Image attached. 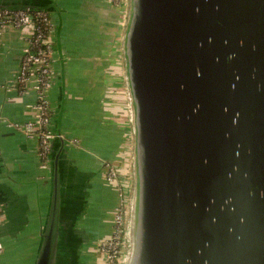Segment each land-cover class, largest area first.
Listing matches in <instances>:
<instances>
[{
  "label": "water",
  "instance_id": "water-1",
  "mask_svg": "<svg viewBox=\"0 0 264 264\" xmlns=\"http://www.w3.org/2000/svg\"><path fill=\"white\" fill-rule=\"evenodd\" d=\"M12 3L45 8H0ZM128 9L126 264H264V0H129ZM60 138L35 264L63 254Z\"/></svg>",
  "mask_w": 264,
  "mask_h": 264
},
{
  "label": "crops",
  "instance_id": "crops-1",
  "mask_svg": "<svg viewBox=\"0 0 264 264\" xmlns=\"http://www.w3.org/2000/svg\"><path fill=\"white\" fill-rule=\"evenodd\" d=\"M17 1L49 5L52 15L58 10L63 16L59 17L60 23L52 22L54 31L50 35L55 55L52 87L47 98H50L52 130L57 137L47 165L40 156L38 137L30 138L6 125V121L23 122L33 117L37 93L34 81L24 87L15 82L27 32L16 27L0 31V116L3 119L0 122V204L4 210L0 237L6 239L9 252L13 249V256L6 258V264H35L50 207L54 159L62 149L61 136L65 141L60 154L63 194L64 188L71 194L65 193L63 202L77 203L75 196L81 192L86 193L81 199L84 204V198L93 195V178L100 170V191L91 202L90 214L95 213L97 206L99 232L110 233L115 208L121 201L122 183L106 180L103 165L106 161L114 163L122 172L121 177L129 187L126 197L131 199V179L125 178L133 163L132 147L129 151L133 136L127 131L131 122L130 96L123 53L127 11L124 7L122 11L118 0ZM120 2L126 5V0ZM125 117L127 123L121 125L120 120ZM78 162H82V169ZM88 214L87 220L96 218ZM5 247L4 244L2 253ZM90 248L91 245H86L83 251ZM88 259L90 264H103V257L100 263L93 256L92 263Z\"/></svg>",
  "mask_w": 264,
  "mask_h": 264
},
{
  "label": "built area",
  "instance_id": "built-area-1",
  "mask_svg": "<svg viewBox=\"0 0 264 264\" xmlns=\"http://www.w3.org/2000/svg\"><path fill=\"white\" fill-rule=\"evenodd\" d=\"M7 27L24 29L26 42L22 49V63L16 77V84L24 87L34 81L37 102L33 107V117L23 122L6 121L11 128L21 130L30 138H39L40 156L44 165L50 162L53 141L57 137L51 127L50 101L47 92L52 87V65L54 58L53 43L50 35L54 31L51 16L47 10L25 8H0V31ZM3 121L0 116V122ZM105 177L109 183L120 180L118 167L108 161L104 166ZM120 203L116 206L113 218L112 235L103 240V264L127 263L130 250V219L128 218L129 204L124 185L119 186ZM0 216V221L3 219ZM4 244L0 240V255ZM125 251V254H123Z\"/></svg>",
  "mask_w": 264,
  "mask_h": 264
},
{
  "label": "rangeland",
  "instance_id": "rangeland-1",
  "mask_svg": "<svg viewBox=\"0 0 264 264\" xmlns=\"http://www.w3.org/2000/svg\"><path fill=\"white\" fill-rule=\"evenodd\" d=\"M118 2L120 3L119 5H120V8L122 9V11L124 10L123 7L126 9V11H127V14L126 15L128 16L129 0H126V5H123L122 2H120V0H118ZM116 7L118 8V6H116ZM49 13L51 14L50 16H51V21L52 22L54 21V22L60 23L59 17L61 15V13H59L58 10L53 11V15H52V12H49ZM127 16H126V20H127ZM61 17L63 18L62 15H61ZM62 20L64 21L65 18L62 19ZM124 63H125V61H124ZM56 68H57V66H56ZM129 106H130L129 107V110L131 111V105H129ZM130 121H131V119H130ZM130 121H128V122H130ZM120 123H121V125L122 124L125 125L127 123L126 122V117H125V120H120ZM131 123L132 122H130V124H129L130 126H128L127 131H128V133H130V135L132 134V136H133V126H132ZM53 126H54V124L52 123L51 124V127H53ZM132 146H133V144H132V141H131V144L129 146V151L130 152H131V147ZM73 151H74L73 156L77 158L78 155L76 154V151L75 150H73ZM132 159H133V156H132ZM106 162H108V161H106ZM106 162L103 163L104 166H105V163ZM78 165H79V167L81 169L83 168L82 162H78ZM120 173H122V172H120ZM127 173H128V175L125 178L127 179V181H128V178L131 179V184H132L131 188L133 189L134 188V183H133V163H132L131 171H129V172L127 171ZM101 180H102V174H101V171L99 170L95 174V177L93 178V184L95 183L94 186H93V188H92L93 195L91 196V194H88V197L86 199L84 198L85 201H82V202H84V208L82 207V204L80 205V201H81V199L83 200V197H84V195L86 193L83 194V193L80 192V193H77L76 196H75L76 197V201L75 202H77V205L78 206L72 212L77 211V213L80 212V214H81L80 215L79 222L77 224L78 228L76 229V231H78L79 232V235L81 236L80 243L84 242L83 245H82V255H83V258H84L83 264H90L89 263L90 261H88L89 260L88 258L91 259L92 256L95 258V260L97 259V261L100 263L101 262V257H103V253H102L103 250H102V244L101 243H103L102 242L103 240L108 239L112 235V229H113V225H114L113 224V221H111V223H110V228H111L110 233H108L107 235L106 234L103 235V234H101L99 232V230H100L101 227L99 226V222H100L99 213L100 212H99V210H97L98 207L95 206V209H94V211L96 210L95 213H91L90 214V210H92L91 209V202L93 200H95V198L97 197L98 192L100 191L98 182H100ZM120 181H121L122 185L125 184L124 190L126 191V193H128L129 187H127L126 180L123 177H120ZM128 183L130 184V180H129ZM89 192H90V190H89ZM65 193L68 194V195H71V194H69L70 191H69L68 188L67 189L64 188V194ZM64 194H63V196H65ZM119 198H120V196H119ZM65 200H67V199H65ZM130 200H131L130 198L127 200V204L130 203ZM96 201H98V200H96ZM73 203H74V201H70V200H67V201H64L63 202V204L69 205L68 207H70ZM88 212H89V214H88L89 217H91L90 215L93 214L92 218H94V216L96 218H94V220L92 219L90 221L87 220L86 215H87ZM2 215H4V210H3L2 205L0 204V216H2ZM128 216H129L128 218L130 219V217H131V204H129ZM0 225H1V223H0ZM104 236H105V238H102ZM0 239H1V237H0ZM1 240L6 245V247H5L6 251H5V253H2L0 255V264H6L5 263L6 258L10 259L13 256V249H12L11 252H9L10 250L7 247L8 244L6 243V239L5 238H2ZM86 245H88L89 247L91 245L92 248H90L91 249L90 251L89 250L83 251V249H85ZM123 254H125V251H124ZM91 263H92V259H91Z\"/></svg>",
  "mask_w": 264,
  "mask_h": 264
},
{
  "label": "flooded vegetation",
  "instance_id": "flooded-vegetation-1",
  "mask_svg": "<svg viewBox=\"0 0 264 264\" xmlns=\"http://www.w3.org/2000/svg\"><path fill=\"white\" fill-rule=\"evenodd\" d=\"M68 206L69 205L67 204L64 206L67 217L66 215L65 218L63 217L62 225L64 227V234L63 240L59 246L60 253L63 254L57 256L55 264H83L82 245L84 242L80 243L81 236L79 235V232L76 231L80 219V212H72L77 208V203H73L70 207ZM69 210L70 215L68 217Z\"/></svg>",
  "mask_w": 264,
  "mask_h": 264
},
{
  "label": "trees",
  "instance_id": "trees-1",
  "mask_svg": "<svg viewBox=\"0 0 264 264\" xmlns=\"http://www.w3.org/2000/svg\"><path fill=\"white\" fill-rule=\"evenodd\" d=\"M15 2V1H14ZM30 2V1H29ZM26 3V2H25ZM30 4V3H29ZM13 5H15L14 3H12V4H9L8 6V8H18V7H14ZM45 6V8H36V7H32V6H26V7H30L31 9H33V10H49V7H47L48 5H44ZM111 162V161H110ZM64 206H66L65 204H64ZM82 207L84 208V204H82ZM81 215V214H80Z\"/></svg>",
  "mask_w": 264,
  "mask_h": 264
}]
</instances>
